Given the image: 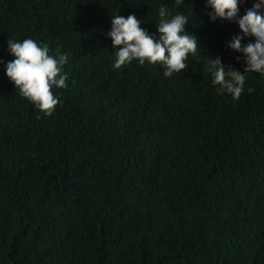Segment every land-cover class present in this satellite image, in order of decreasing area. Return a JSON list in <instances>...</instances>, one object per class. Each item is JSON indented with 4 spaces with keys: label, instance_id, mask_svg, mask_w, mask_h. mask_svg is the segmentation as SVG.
Listing matches in <instances>:
<instances>
[{
    "label": "trees",
    "instance_id": "obj_1",
    "mask_svg": "<svg viewBox=\"0 0 264 264\" xmlns=\"http://www.w3.org/2000/svg\"><path fill=\"white\" fill-rule=\"evenodd\" d=\"M255 0H243L240 14ZM199 38L188 67L114 70L111 15L156 33L158 7ZM206 0H0L7 40L67 53V87L45 115L0 63V264H264V76L218 95L206 57L243 72L235 22ZM254 41L245 37L243 43Z\"/></svg>",
    "mask_w": 264,
    "mask_h": 264
},
{
    "label": "clouds",
    "instance_id": "obj_2",
    "mask_svg": "<svg viewBox=\"0 0 264 264\" xmlns=\"http://www.w3.org/2000/svg\"><path fill=\"white\" fill-rule=\"evenodd\" d=\"M243 0H206L209 19L212 22H235L240 33L233 36L227 47L241 53L236 60L244 65L243 72L225 66L220 56L206 57L205 71L211 74L213 86L218 95H231L238 100L245 89L249 73L264 76V0H255L252 7L240 14ZM177 5L185 0H175ZM158 23L156 33H150L141 27L142 21L134 14L127 17L118 13L111 15V27L106 36L111 39L115 60L114 70L132 63L140 65L159 64L165 77H171L188 67L190 56H195L200 47L199 38L186 30L188 16L182 12L172 14L166 4H161L157 10ZM245 37H252L248 43H243ZM8 52L12 60L4 64L6 76L13 83L15 91L30 101L35 108L45 115H52L61 103L54 88L67 87V73L64 65L69 62L67 53L58 48L51 49L44 41L32 38L23 40H7Z\"/></svg>",
    "mask_w": 264,
    "mask_h": 264
}]
</instances>
